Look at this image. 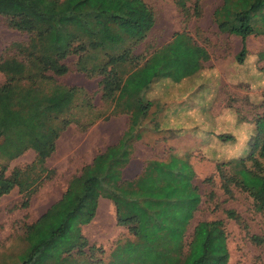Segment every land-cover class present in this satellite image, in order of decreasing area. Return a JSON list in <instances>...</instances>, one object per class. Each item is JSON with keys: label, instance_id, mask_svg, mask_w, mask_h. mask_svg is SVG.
<instances>
[{"label": "trees", "instance_id": "trees-1", "mask_svg": "<svg viewBox=\"0 0 264 264\" xmlns=\"http://www.w3.org/2000/svg\"><path fill=\"white\" fill-rule=\"evenodd\" d=\"M63 1L69 10L59 32L54 16L41 29L24 25L21 23L26 18L47 16L30 9L11 11L12 1L0 0V18L5 27L24 37L2 50L0 66H40V70L26 76L7 77L0 83V197L15 188L21 198L20 207L25 208L51 174L44 162L59 135L73 122L66 113L82 95L81 89L63 86L57 80L69 72L67 58H75V72L98 78L100 101L109 108L104 120L125 115L127 123L117 142L82 166L68 180L58 200L24 227L19 264H226L225 236L219 221L197 222L185 239L188 223L200 202L191 183L192 169L185 160L174 153L165 160L148 159L138 176L122 179L133 143L141 140L142 125L152 107L143 95L158 79L178 82L196 74L207 59L205 52L192 39L183 40L177 35L169 46L158 47L147 56L134 54L152 22L150 9L140 0H101L81 10L80 6L92 0ZM113 1L117 4L111 7ZM172 1L184 22L202 14L201 0ZM40 2L56 4L59 0ZM211 18L218 33L239 38L235 56L238 63L246 55V38L264 36V0H221ZM257 56L264 63V50ZM53 100L61 101L56 110L51 109ZM84 106L90 107L88 102ZM96 122L92 120L79 129L84 132ZM254 129L249 153L224 164L216 163L215 171L222 194L229 198L231 186L251 199L255 212L263 213L264 111L254 121ZM153 130H161L159 119ZM37 146L44 151L37 152L32 162L4 175L8 163ZM99 198L111 203L115 225L124 228L130 237L115 242L106 260L102 248L89 244L80 231L93 219ZM226 216L235 219L231 212ZM249 240L253 244L262 242L255 236Z\"/></svg>", "mask_w": 264, "mask_h": 264}, {"label": "rangeland", "instance_id": "rangeland-1", "mask_svg": "<svg viewBox=\"0 0 264 264\" xmlns=\"http://www.w3.org/2000/svg\"><path fill=\"white\" fill-rule=\"evenodd\" d=\"M11 1V11L30 9L47 16V19L42 16L40 19L26 18L21 24L37 25L41 29L54 16L56 29L58 27L62 32V26L66 24L64 15L69 10L65 1L59 0L56 4L41 3L40 0ZM100 1L92 0L78 9L95 6ZM140 1L150 9L152 22L136 45L134 54L147 56L158 47L169 46L180 35L183 40L192 39L200 46L207 59L196 74L178 82L158 79L143 95L152 107L142 125L141 140L133 143L131 161L129 167L122 170V179H133L145 160H165L168 154H176L191 167V183L200 197L198 209L186 228L185 239L197 222L219 221L225 236L226 264H264V212H255L251 199L231 186L229 198L222 194L215 171L216 162L224 164L242 158L251 149L255 136L254 121L264 111V63L257 56L264 50V36L246 38V55L238 63L235 56L240 48L239 38L218 33L211 18L221 0H201V16L186 22L172 0ZM109 4L114 7L117 2ZM21 40L24 37L7 29L0 18V54L6 46ZM74 61V57L65 60L69 72L57 80L63 86L81 89L82 95L76 97L74 108L66 113L73 122L59 135L53 152L44 162L51 174L29 198L25 208L20 207L21 198L15 188L0 197V264H19L17 256L24 249L21 239L24 227L57 201L68 180L112 144L125 128L123 115L104 120L109 115V108L100 101L98 78L75 72ZM37 70L40 66L35 64L20 68L3 64L0 66V83L7 77H23ZM257 73H260V79ZM52 102L51 109H58L61 101ZM86 102L90 107L84 106ZM163 108L166 111L162 112ZM154 111L156 115L151 114ZM161 113L164 117H160ZM158 119L161 130L155 132L153 126L156 122L158 124ZM92 120L98 123L87 131H80V125ZM243 123L250 128L245 129ZM174 146H177L175 150ZM39 151L44 148L37 146L24 152L8 163L4 175L7 176L13 168L28 165ZM262 163L264 165V159ZM131 167H135L133 172H130ZM222 169L226 171L227 168ZM210 192L212 195L208 198ZM226 212H231L235 219L227 217ZM80 231L89 244L102 248L103 260L115 242L130 239L124 228L115 225L111 203L101 198L97 200L93 219ZM251 236L260 237L262 242L253 244L249 240Z\"/></svg>", "mask_w": 264, "mask_h": 264}, {"label": "crops", "instance_id": "crops-1", "mask_svg": "<svg viewBox=\"0 0 264 264\" xmlns=\"http://www.w3.org/2000/svg\"><path fill=\"white\" fill-rule=\"evenodd\" d=\"M255 74H256V72H255ZM257 75H258L257 78L260 79V77H259V76H260V73H257ZM263 80H264V78H263ZM263 82H264V81H263ZM123 116L125 117V127H126L127 118H126L125 115H123ZM96 123H98V122H96ZM96 123H94V124H93L92 126H90L88 129H91L92 127H94ZM243 124H244L245 129L250 128L247 124H245V123H243ZM238 126H239V124L236 125V127H238ZM88 129H87V130H88ZM124 129H125V128H124ZM124 129H123V130H124ZM87 130H86V131H87ZM248 131H249V130H248ZM248 131H247V132H248ZM113 132H114V131H113ZM121 133H122V131H121ZM121 133H120V135H121ZM112 134H113V133H112ZM120 135H119V136L117 137V139H116L112 144H110V145L115 144V143L117 142L118 138L120 137ZM110 145H108V146H110ZM176 147H177V146H174L173 149L175 150ZM202 149H203V148H202ZM248 150H249V148H248ZM234 157L236 158V157H238V156H234ZM130 161H131V157H130V160H129L128 164L126 165V167H127V166L129 167ZM216 163H218V162H216ZM142 166H143V165H142ZM140 169H141V170H140ZM140 169H139L140 172L137 173L136 176H138V175L141 173V171H142V167H141ZM134 170H135V167H131V168H130V172H133ZM136 176H135V177H136ZM133 178H134V177H133Z\"/></svg>", "mask_w": 264, "mask_h": 264}]
</instances>
